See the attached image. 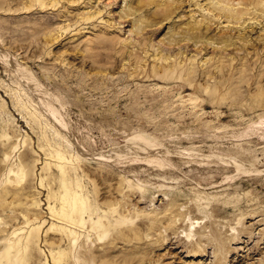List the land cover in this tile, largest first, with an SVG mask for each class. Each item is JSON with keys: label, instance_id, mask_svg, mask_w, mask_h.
I'll return each instance as SVG.
<instances>
[{"label": "rangeland", "instance_id": "374dc122", "mask_svg": "<svg viewBox=\"0 0 264 264\" xmlns=\"http://www.w3.org/2000/svg\"><path fill=\"white\" fill-rule=\"evenodd\" d=\"M0 264H264V0H0Z\"/></svg>", "mask_w": 264, "mask_h": 264}, {"label": "bare ground", "instance_id": "6f19581e", "mask_svg": "<svg viewBox=\"0 0 264 264\" xmlns=\"http://www.w3.org/2000/svg\"><path fill=\"white\" fill-rule=\"evenodd\" d=\"M162 5V4H161ZM181 4H179L178 6H176V8H179V6H180ZM169 9V8H168ZM170 11V10H169ZM218 11H219V13L218 14H220V16L221 17H225V18H227V19H235L236 21H238V22H240V19H242L243 17V15L245 14H247V13H243V14H237L236 13V11H231V10H227V9H218ZM214 12V11H213ZM160 14V13H159ZM173 14V13H172ZM170 16V15H169ZM163 17V16H162ZM165 17L167 18V16L165 15ZM165 18V19H166ZM192 31L193 32H195L193 35V37L192 38H194V40L197 42L198 40H202L203 38H205L204 37V34H203V32L201 31V29H194V28H192ZM186 37V36H185ZM185 39V38H184ZM191 39V38H190ZM227 41L228 42H231L232 43V41L230 40V39H227V40H225V41H222L223 43H227ZM15 65L16 66H18L17 65V63H15ZM20 67V66H19ZM21 68V67H20ZM19 73L22 75V73H24V71L22 72V71H19ZM26 73V72H25ZM24 73V74H25ZM26 77V76H25ZM28 79V78H27ZM24 83L26 84V86H28L29 88H32L33 90H36L33 86H32V84H31V82H30V80L28 79V81L26 80V78H24ZM38 93V92H37ZM40 95V94H39ZM43 103H44V101H43ZM45 106L47 107V105L45 104ZM45 107V108H46ZM47 109V108H46ZM51 110H52V117H53V119L54 120H56V122L58 123V124H60V125H65L66 124V122L62 119L63 117H62V115L60 114V112L58 111V107L56 106V107H51L50 108ZM48 110H49V108H48ZM61 111V110H60ZM49 112H50V110H49ZM161 148L159 147V146H157L156 145V143L154 142V140H152V139H149V138H146V139H143V140H139V141H136V142H133V143H131L130 144V146L129 147H127L126 146V148H123V149H121V150H118L117 149V152L115 153H113L110 157H114V159H115V156L117 157V156H123V155H127V156H129V157H131V155L133 154L135 157L136 156H138V157H144V158H146L147 157V155H151V154H153V155H155L153 158L154 159H152V161L151 162H154V163H157V165H163V160H162V158L160 157V150ZM132 155V156H133ZM103 156L102 155H96V158H102ZM124 158V157H123Z\"/></svg>", "mask_w": 264, "mask_h": 264}]
</instances>
